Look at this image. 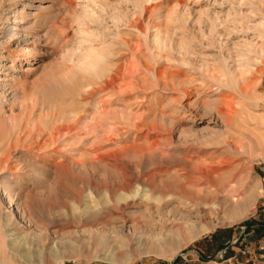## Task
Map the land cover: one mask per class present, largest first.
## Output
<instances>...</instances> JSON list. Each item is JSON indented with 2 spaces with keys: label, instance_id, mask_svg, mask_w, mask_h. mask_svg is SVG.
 Masks as SVG:
<instances>
[{
  "label": "rangeland",
  "instance_id": "obj_1",
  "mask_svg": "<svg viewBox=\"0 0 264 264\" xmlns=\"http://www.w3.org/2000/svg\"><path fill=\"white\" fill-rule=\"evenodd\" d=\"M256 223L264 0H0V264H264Z\"/></svg>",
  "mask_w": 264,
  "mask_h": 264
},
{
  "label": "bare ground",
  "instance_id": "obj_2",
  "mask_svg": "<svg viewBox=\"0 0 264 264\" xmlns=\"http://www.w3.org/2000/svg\"><path fill=\"white\" fill-rule=\"evenodd\" d=\"M201 178H203V180L205 181V183L203 184V185H200V183H202V181H200V179ZM198 179V182L197 183H195L194 185H200V186H202L203 188H204V190H205V192L206 193H211L212 195H217L218 193H221L222 194V196L224 195L223 193H225L226 192V187L223 185V184H220V183H218L217 181H214V180H212L210 177H209V175L208 174H206V173H204V172H201L200 174H199V178H197ZM180 189H181V191L183 190L182 189V186H180ZM209 189V190H208ZM194 195V194H193ZM196 195V194H195ZM201 196V195H200ZM194 197L192 196V194L191 193H188V194H185V199H187V200H189L191 203L192 202H194V199H193ZM218 198V197H217ZM216 198V199H217ZM216 199H215V201L214 202H211L210 204H209V207H210V209L212 210V211H214L215 213H216V211H218L219 210V208L221 207L222 208V206L220 205L221 203H217L216 202ZM206 200H208V199H206ZM211 200H212V198H211ZM224 200H225V198H224ZM199 201L201 202H203L204 200H200L199 199ZM223 201V200H222ZM196 202V201H195ZM205 202H207V201H205ZM227 202V201H226ZM199 203V202H198ZM198 203H195V204H197L198 205ZM224 203V202H223ZM222 203V204H223ZM202 204V203H201ZM208 204V203H207ZM206 203H203L202 204V206H203V208H205V206L207 205ZM227 205V204H226ZM183 206H185V204L183 203ZM199 206V205H198ZM208 207V206H207ZM225 207V206H224ZM194 208V207H193ZM195 209H197L196 207H195ZM207 209V208H206ZM209 209V208H208ZM188 210H190V209H188ZM191 210H192V208H191ZM190 210V211H191ZM201 210H203L202 209V207H201ZM204 211V210H203ZM207 212V211H206ZM213 213V212H212ZM36 255V254H35ZM38 255H40V254H38ZM24 256V255H23ZM42 258H44L45 259V257L43 256V255H40ZM24 257H26V255L24 256ZM28 257V256H27ZM41 257H40V260H39V262L40 263H42L43 262V260L44 259H41ZM4 258V257H3ZM5 259V258H4ZM22 260V259H21ZM24 260H27L26 258H24ZM23 261V260H22ZM3 262V261H2ZM3 264H10V263H8L7 261H4L3 262ZM31 264V263H30Z\"/></svg>",
  "mask_w": 264,
  "mask_h": 264
},
{
  "label": "crops",
  "instance_id": "obj_3",
  "mask_svg": "<svg viewBox=\"0 0 264 264\" xmlns=\"http://www.w3.org/2000/svg\"><path fill=\"white\" fill-rule=\"evenodd\" d=\"M246 228L247 229L245 232H249L250 230H253V232L255 234L254 235H248L247 233H243V234L238 236V243L236 245H234V243H232L230 245H226V250H225L226 260L237 261L235 258V255L238 253L236 250L242 246V245H240V243L244 240H247L248 242H252V243H255L258 245H260L264 242V223H256V225H254V226L248 225ZM232 242H234V240ZM225 252H224V254H225ZM221 256H222V254L220 253L219 257H221ZM243 264H253V263L250 262L249 259H246L243 262Z\"/></svg>",
  "mask_w": 264,
  "mask_h": 264
},
{
  "label": "trees",
  "instance_id": "obj_4",
  "mask_svg": "<svg viewBox=\"0 0 264 264\" xmlns=\"http://www.w3.org/2000/svg\"><path fill=\"white\" fill-rule=\"evenodd\" d=\"M175 260H176V259H175ZM175 260H174V261H175Z\"/></svg>",
  "mask_w": 264,
  "mask_h": 264
}]
</instances>
